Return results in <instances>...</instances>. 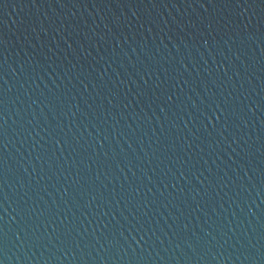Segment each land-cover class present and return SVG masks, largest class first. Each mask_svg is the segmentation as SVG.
Returning a JSON list of instances; mask_svg holds the SVG:
<instances>
[{
	"label": "water",
	"instance_id": "obj_1",
	"mask_svg": "<svg viewBox=\"0 0 264 264\" xmlns=\"http://www.w3.org/2000/svg\"><path fill=\"white\" fill-rule=\"evenodd\" d=\"M0 264H264V0H0Z\"/></svg>",
	"mask_w": 264,
	"mask_h": 264
}]
</instances>
